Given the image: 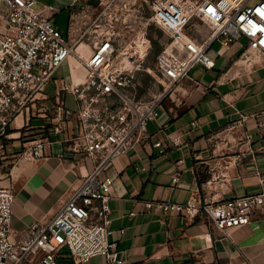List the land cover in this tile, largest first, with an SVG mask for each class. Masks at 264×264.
<instances>
[{
  "label": "built area",
  "instance_id": "obj_1",
  "mask_svg": "<svg viewBox=\"0 0 264 264\" xmlns=\"http://www.w3.org/2000/svg\"><path fill=\"white\" fill-rule=\"evenodd\" d=\"M144 2L150 13L142 17L168 37L147 68L142 63L151 44L144 52V42L136 43L137 49H121L117 36L104 34L99 28L92 37L88 36L89 28L81 24L84 10L74 17L79 31L75 38L56 24L53 5L39 4L37 0H0V152L17 114L31 107L50 118V129L56 137L68 130L74 119L77 132L62 141L67 150L93 162L55 214L28 226L17 238L12 225L15 191L3 183L7 166L0 163V264H60L63 250H67L72 264H85L96 256H104L106 264H127L126 258L120 256L118 242L109 239L114 180L105 173L107 165L137 144L149 142L148 121L159 117L166 96L190 77L194 66L212 69L216 65L214 42L230 49L245 38L243 53L264 52V0ZM101 3L99 0L98 5ZM89 6L97 5L81 7ZM196 19L208 25V34L201 32ZM85 37L92 41L88 43L89 52L83 54L77 49ZM74 53L71 80L56 76ZM140 71L154 73L163 91L142 95ZM50 83L55 85L56 102L42 104L40 101L48 98L46 87ZM67 93L74 96L76 109L66 106ZM246 118L243 116L242 121ZM191 125L197 126L198 121L193 120ZM52 140L50 136L37 138L22 155L44 158ZM171 141L174 146L183 143L181 136ZM154 145L160 152L165 151L161 140ZM257 174L263 184L264 172L257 170ZM177 180L175 175L173 182ZM144 204L192 220L201 216L209 226L204 235L210 236L212 229L226 233L229 228L250 223L256 215L264 216V191L205 200L191 197L186 203L147 200Z\"/></svg>",
  "mask_w": 264,
  "mask_h": 264
},
{
  "label": "crops",
  "instance_id": "obj_2",
  "mask_svg": "<svg viewBox=\"0 0 264 264\" xmlns=\"http://www.w3.org/2000/svg\"><path fill=\"white\" fill-rule=\"evenodd\" d=\"M37 1L56 8L54 20L59 13H68L67 25L60 29L78 36L74 17L81 7L76 3L83 0ZM241 40L244 47L239 45ZM220 47L222 51L212 46L216 65L212 69L194 66L190 77L162 103L159 117L148 121L149 142L137 144L105 169L114 180L109 239L118 242L127 264H264V216L256 215L226 233L212 229L205 236L209 226L201 216L192 220L144 204L264 191L257 174V170L264 172V52L243 53L245 38L230 49ZM75 63L74 53L56 76L71 80ZM50 86L54 89L48 92ZM46 92L48 98L40 103L53 105L54 83L48 84ZM65 103L76 109L71 93L65 94ZM243 116L247 118L242 121ZM193 120L198 121L195 127ZM50 125V118L36 108L22 110L0 152V163L7 166L3 183L15 191L14 238L38 220L53 216L93 166L90 158L67 150L62 141L77 132L74 119L57 137ZM45 136L53 139L46 157L22 155L33 140ZM175 136L183 140L179 146L172 144ZM157 140L162 141L164 152L154 145ZM175 175L178 180L173 182ZM59 262L72 264L67 250L61 252ZM85 264H106V259L96 256Z\"/></svg>",
  "mask_w": 264,
  "mask_h": 264
},
{
  "label": "rangeland",
  "instance_id": "obj_3",
  "mask_svg": "<svg viewBox=\"0 0 264 264\" xmlns=\"http://www.w3.org/2000/svg\"><path fill=\"white\" fill-rule=\"evenodd\" d=\"M192 1L196 2L201 0ZM102 2L103 3L97 6H89L85 9L82 7L78 8L80 12L84 10V17L81 19V24H83L84 28H89L88 36L92 37L96 33L95 29L99 28L100 32H104V34H113L117 36L121 42V49H137L138 46H136V43L139 44L144 42L141 46L144 52L147 48V44H151L149 52L142 63V67L147 68L158 54L156 53L157 46L155 42H158L162 49V44L168 39L164 31L157 25L147 23L142 17L147 16L149 12L148 4L144 2V0H102ZM85 13H87L88 16H86ZM67 14L68 13H59L55 18L56 23L62 29H65L67 25ZM195 23L201 28V32L204 35L209 33L210 29L204 22L196 19ZM137 39L139 40L137 41ZM83 41L84 42H81L79 45V48L84 51L83 54H86L91 49V45L88 43H91L92 40L85 37ZM243 41H239V45L244 47ZM213 47L217 51L223 50L218 41L213 44ZM139 51L140 50H138V52ZM256 53L259 52L252 50L248 55ZM138 79L141 83L140 93L142 95L151 96L163 91L164 86L152 72L140 71L138 73ZM52 89H54L53 86H50L47 91L50 92Z\"/></svg>",
  "mask_w": 264,
  "mask_h": 264
},
{
  "label": "water",
  "instance_id": "obj_4",
  "mask_svg": "<svg viewBox=\"0 0 264 264\" xmlns=\"http://www.w3.org/2000/svg\"><path fill=\"white\" fill-rule=\"evenodd\" d=\"M98 3H99V0H87V1L83 0V1L77 2L76 4L78 6H85L87 4L98 5Z\"/></svg>",
  "mask_w": 264,
  "mask_h": 264
},
{
  "label": "trees",
  "instance_id": "obj_5",
  "mask_svg": "<svg viewBox=\"0 0 264 264\" xmlns=\"http://www.w3.org/2000/svg\"><path fill=\"white\" fill-rule=\"evenodd\" d=\"M150 12H148V14H149ZM156 44V46H157V49H156V53H159V51H160V49H161V46L158 44V42H155ZM160 46V47H159Z\"/></svg>",
  "mask_w": 264,
  "mask_h": 264
},
{
  "label": "bare ground",
  "instance_id": "obj_6",
  "mask_svg": "<svg viewBox=\"0 0 264 264\" xmlns=\"http://www.w3.org/2000/svg\"><path fill=\"white\" fill-rule=\"evenodd\" d=\"M78 52L83 53L84 51L81 48H78Z\"/></svg>",
  "mask_w": 264,
  "mask_h": 264
}]
</instances>
